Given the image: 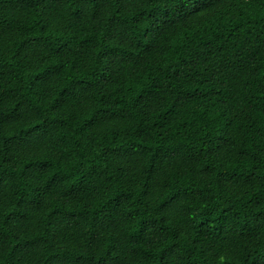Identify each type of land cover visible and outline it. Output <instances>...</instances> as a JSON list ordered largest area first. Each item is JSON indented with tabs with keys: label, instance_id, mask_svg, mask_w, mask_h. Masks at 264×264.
I'll return each mask as SVG.
<instances>
[{
	"label": "trees",
	"instance_id": "obj_1",
	"mask_svg": "<svg viewBox=\"0 0 264 264\" xmlns=\"http://www.w3.org/2000/svg\"><path fill=\"white\" fill-rule=\"evenodd\" d=\"M0 264H264V0H0Z\"/></svg>",
	"mask_w": 264,
	"mask_h": 264
}]
</instances>
